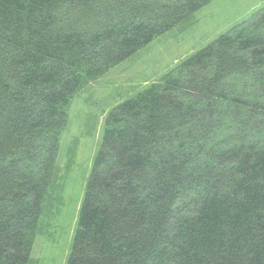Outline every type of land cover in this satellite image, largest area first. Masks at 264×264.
<instances>
[{"label": "trees", "instance_id": "trees-1", "mask_svg": "<svg viewBox=\"0 0 264 264\" xmlns=\"http://www.w3.org/2000/svg\"><path fill=\"white\" fill-rule=\"evenodd\" d=\"M211 1L0 0V264L29 263L73 96ZM66 264H264V6L111 110Z\"/></svg>", "mask_w": 264, "mask_h": 264}, {"label": "rangeland", "instance_id": "rangeland-1", "mask_svg": "<svg viewBox=\"0 0 264 264\" xmlns=\"http://www.w3.org/2000/svg\"><path fill=\"white\" fill-rule=\"evenodd\" d=\"M264 6L212 0L73 96L59 136V177L49 189L28 264H66L93 160L108 114Z\"/></svg>", "mask_w": 264, "mask_h": 264}, {"label": "bare ground", "instance_id": "bare-ground-1", "mask_svg": "<svg viewBox=\"0 0 264 264\" xmlns=\"http://www.w3.org/2000/svg\"><path fill=\"white\" fill-rule=\"evenodd\" d=\"M19 232V231H18Z\"/></svg>", "mask_w": 264, "mask_h": 264}]
</instances>
